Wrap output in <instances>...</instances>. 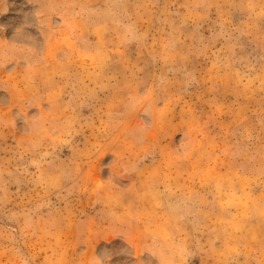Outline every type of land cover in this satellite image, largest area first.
Wrapping results in <instances>:
<instances>
[{"label": "rangeland", "instance_id": "1", "mask_svg": "<svg viewBox=\"0 0 264 264\" xmlns=\"http://www.w3.org/2000/svg\"><path fill=\"white\" fill-rule=\"evenodd\" d=\"M0 264H264V0H0Z\"/></svg>", "mask_w": 264, "mask_h": 264}]
</instances>
